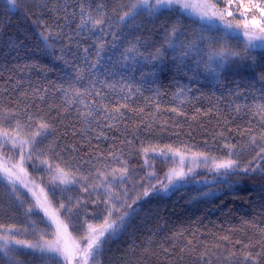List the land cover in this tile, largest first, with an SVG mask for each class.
<instances>
[{
  "label": "trees",
  "instance_id": "1",
  "mask_svg": "<svg viewBox=\"0 0 264 264\" xmlns=\"http://www.w3.org/2000/svg\"><path fill=\"white\" fill-rule=\"evenodd\" d=\"M92 2L105 4L104 24L85 31L77 28L80 0H16L13 9L0 1V108L17 113L2 126L11 130L18 120L19 142L40 120L50 125L37 137L36 151L26 146L27 175L76 240L103 225L109 212L110 220L127 213L94 264H252L246 253H260L258 264H264V153L257 155L264 147L258 107L264 105V48L246 49L221 31L201 32L195 21L173 10L142 14L125 25L119 14L131 0ZM193 40L196 48H187ZM131 44L141 53L135 65L120 55ZM157 49L163 56L153 61ZM210 54L215 73L205 69ZM74 89L84 94L78 97ZM100 104L127 107L109 117L80 116L88 109L95 113ZM161 152L231 159L236 167L227 175L200 171L164 195L155 190L172 163L158 157ZM5 153L20 161V145ZM124 167L121 181L114 170ZM9 228L7 234L19 240L52 239L26 191L0 176V236ZM12 247L16 251L7 256L0 252V264H65Z\"/></svg>",
  "mask_w": 264,
  "mask_h": 264
},
{
  "label": "snow or ice",
  "instance_id": "2",
  "mask_svg": "<svg viewBox=\"0 0 264 264\" xmlns=\"http://www.w3.org/2000/svg\"><path fill=\"white\" fill-rule=\"evenodd\" d=\"M219 0H217V3ZM233 0H229V6H231ZM7 4L12 6L13 8L16 7V0H7ZM173 6H178L180 9H200L196 12V14L199 16L201 21H204L207 19L208 21H211L214 17H218L222 22H224L225 29H231L232 24L228 21L224 20V16L222 11H214L215 4H202V5H194L187 0H131L130 3L126 5L127 11L122 12L119 14V22L127 25L129 22L134 21L138 16L140 15H148V16H155L158 14H162V10L164 9H172ZM121 7H125V5H121ZM239 8H244L246 11L248 9H254L257 12H259L261 20H264V0H249L248 5L239 4ZM105 8L104 3H96L95 6H93L92 0H80L79 3V12H80V22L77 24L78 29H84L85 31H94L97 28H100L104 24L105 19V12L103 9ZM113 11H116V9H113ZM229 16H232V12H228ZM242 16H244V13H241ZM245 21H247V17L245 16ZM252 23L254 26L258 28V31H249L248 30V24H244V36L247 40V43L245 45V48H256V47H264V24H261L260 20H257L255 15L252 17ZM206 29H201V32L205 31ZM172 32L175 33L176 29L173 28ZM42 36H44V33H41ZM47 36H44V39L47 40ZM199 39L202 41L205 39L203 35L199 37ZM255 41H261L262 43L260 45H257L254 43ZM97 56H99V51L104 47L103 43L101 42L98 46ZM169 47L175 48L177 45L169 40ZM181 48H184V45H180ZM187 48L193 49L196 48V40H193L189 42L187 45ZM85 52H87V49H85ZM121 58L124 62H129L133 65L138 64L139 60L138 57L141 56V53L139 52L138 48L135 44H131L129 47L125 48L124 51L120 54ZM187 55V52H182L181 57ZM220 63L222 64L224 59V53L221 52L220 54ZM233 55H236L233 53ZM163 56V53L160 49H157L155 54L151 56V59L153 61L161 59ZM214 57L213 55H209V59L207 62H205V69L207 71L215 73L217 71L216 67H213L212 61ZM119 63V61H117ZM182 63V59H181ZM219 65H217L218 67ZM93 67H95V64H93ZM82 69L77 70V78H82ZM142 75H145V73L142 72ZM110 87H115L114 85H111ZM65 93H68V89H64ZM76 96H81L84 93L81 92L80 89H74ZM86 91V90H85ZM91 95V93H89ZM102 94L97 91L96 96H101ZM43 99V97H41ZM68 104H72L73 100L69 99L67 101ZM83 103V101H81ZM123 107H127L125 104H120L118 107L111 108L106 104H100V106L96 109L95 113L92 109H88L87 111L80 112V116L82 117H93L99 116V117H109V113H115L120 114V109ZM259 112L261 114L262 123H264V105L258 106ZM172 111H176V109H172ZM17 115L16 112L0 108V150L4 149L8 143H11L12 148L15 149L17 147V138L21 135L23 131V126L21 123L17 120L15 123V126L9 130V128H4L2 125L4 121L8 120L10 117H15ZM111 119L115 120L117 118L116 115H111ZM32 120V117L29 116V121ZM31 125H29L30 127ZM37 130L32 132L28 139L21 140L19 142L20 144V161L18 164L13 165V168H19L21 171L23 170V163L25 160L24 157V151L26 149V146H31L32 151H36L35 145L38 143H41V141L37 140V137L44 136V134L49 130L50 125L40 120L36 124ZM15 134V135H13ZM261 139H264V131L260 133ZM256 137H252V143L256 142ZM227 147V145H226ZM171 150V149H169ZM145 153L149 151V149L145 148L143 149ZM264 153V147H261L260 152L257 153V155H261ZM161 155L164 153L161 152ZM30 158V157H29ZM46 163V161H45ZM214 170L219 171L221 169L225 170L224 175H227V171L234 169L236 167V162L234 160H227V161H221L219 163L214 164ZM59 172L60 169H57ZM120 173V180L123 181L126 178L127 168H121L116 169L114 172ZM0 172L3 173L5 178L8 179V182L10 184H14L16 180L19 179L18 175L13 172L10 168L7 167L5 163L0 162ZM185 173L183 171H177L173 169L172 174L169 175V183L173 182V179H181ZM117 177L113 175V179L115 180ZM65 180H61V183H65ZM155 187V186H153ZM110 191V189H109ZM115 195V194H113ZM144 195H148V190H145ZM111 200V197H109V200L104 201L106 204ZM135 203V201H133ZM40 207H43V205H39ZM64 205H61V208H63ZM128 208H131L132 205L128 204ZM47 214V209H44ZM116 211H119V208L115 209ZM29 212H32L33 209L29 208ZM67 211L69 213L72 212V208H68ZM112 213H108V217L105 218L104 226L97 231L95 228L90 227V234L85 237L87 240L86 245L78 249V256L82 261V264H92V262L95 260V257L99 254L105 240L109 238L111 235L115 234V232L120 228V226L123 224L124 217L127 215V213H124L123 215L117 217L115 220H110ZM59 230V226H58ZM12 229L9 228L4 236H0V240L3 241L2 244H0V252H4V254L7 256L11 252H15L16 249L12 247V245H21L24 248L32 249V250H39L41 253H56L60 256H62L66 261L67 264H72L73 258L77 255V253H70L66 246H61L59 243V240L55 242L51 241H44V242H28L16 239L14 236H9L7 233L11 232ZM106 233L108 234L106 236ZM260 256V253H257L256 256H252L250 253L245 254V261H252V264H258V258ZM53 261H55V257H50Z\"/></svg>",
  "mask_w": 264,
  "mask_h": 264
},
{
  "label": "rangeland",
  "instance_id": "3",
  "mask_svg": "<svg viewBox=\"0 0 264 264\" xmlns=\"http://www.w3.org/2000/svg\"><path fill=\"white\" fill-rule=\"evenodd\" d=\"M0 1H3L4 3L7 4V0H0ZM187 2L194 5L215 4L214 11H218V12L222 11L224 20L230 22L232 24V28L225 29L224 22H222L218 17H214L211 21H208L207 19L201 21L199 16L196 14V12L199 11L200 9L189 8L185 10V9H180L178 6H173L172 9H164L162 10V12L165 11L169 12L172 10L176 11L177 14L184 15L192 19L198 25H200L201 28L206 29L209 32L215 33L221 31L222 34L229 35L230 37H234L245 45L247 43V40L244 36V31H245L244 24L245 23L248 24L249 31H258V28L254 26L252 23L253 15H255L257 20L261 21V24H264V20H261L259 12H257L254 9H248L246 11L244 8H239L238 5L240 3L237 0H233L231 6H229V0H219L218 3L217 0H187ZM8 7L10 9H13V7L10 5H8ZM228 12H232L233 15L229 16ZM241 13H244V16H242ZM245 16L247 17V21H245ZM254 43L260 45L262 42L255 41ZM263 48L264 47H256V49H263ZM19 142H17V145H20ZM6 150H8L7 154H9V152L12 150L14 151L11 143H8L4 149L0 150V162L5 163L8 168H10L13 172H15L18 175L19 179L16 180L15 183L24 191H26V193L30 196V198L32 199L35 205L36 210L42 214L44 220L47 222V224L51 229L52 239L49 241L55 242L59 240L60 245L66 246L70 253H77L75 258H73L72 260V264H82V261L78 256V249L83 248L86 245L87 240L85 238L83 240H76L70 235L68 228L56 215L55 211L51 208L48 199L45 193L43 192V190L40 188V186L29 178L24 167L22 171L19 168L12 167L13 165L18 164L19 161H15L13 155L12 157L8 158L5 153ZM158 157L169 159L171 160L172 163V167L169 169L165 178L158 184V189L155 190V192L159 194L165 195L177 189L178 187H181L182 185L186 184L188 181L195 179L196 175L200 171H205L208 174H215V175H219L225 172L224 169H221L219 171L214 170L213 167L214 164L219 162H213L199 155L168 153L163 155L158 154ZM173 169L177 171H183L185 175L181 179L174 178L173 182L169 183L168 177L170 174H172ZM0 176H4L2 172H0ZM200 179L205 181L204 178H200ZM196 180L199 179L196 178ZM39 205H43V207H40ZM44 209H47V214ZM58 226H59V230H58ZM103 226L104 224L100 226H94L91 228H95L97 229V231H99ZM89 234H90V229L87 231L86 236H88ZM107 235L108 234L106 233V236ZM0 243L2 244L3 241H0ZM13 246L22 247L21 245H13ZM36 251L39 250L37 249ZM44 254L57 257L61 259L65 264H67V261L62 256L56 253H44ZM92 264H94V261L92 262Z\"/></svg>",
  "mask_w": 264,
  "mask_h": 264
}]
</instances>
